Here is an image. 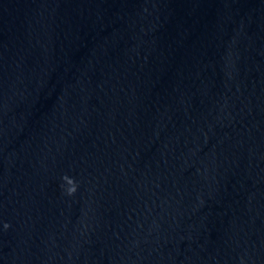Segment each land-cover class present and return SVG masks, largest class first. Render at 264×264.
Returning <instances> with one entry per match:
<instances>
[{
	"label": "water",
	"instance_id": "95a60500",
	"mask_svg": "<svg viewBox=\"0 0 264 264\" xmlns=\"http://www.w3.org/2000/svg\"><path fill=\"white\" fill-rule=\"evenodd\" d=\"M0 264H264V0H0Z\"/></svg>",
	"mask_w": 264,
	"mask_h": 264
},
{
	"label": "clouds",
	"instance_id": "9594fccd",
	"mask_svg": "<svg viewBox=\"0 0 264 264\" xmlns=\"http://www.w3.org/2000/svg\"><path fill=\"white\" fill-rule=\"evenodd\" d=\"M75 191H76L75 187H71V188L68 190V194H69V195H72V194L75 193ZM5 227H8V225H5Z\"/></svg>",
	"mask_w": 264,
	"mask_h": 264
}]
</instances>
